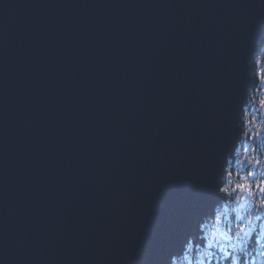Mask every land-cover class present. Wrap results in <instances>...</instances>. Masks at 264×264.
<instances>
[{
    "label": "water",
    "instance_id": "1",
    "mask_svg": "<svg viewBox=\"0 0 264 264\" xmlns=\"http://www.w3.org/2000/svg\"><path fill=\"white\" fill-rule=\"evenodd\" d=\"M264 0H0V264H168L221 201Z\"/></svg>",
    "mask_w": 264,
    "mask_h": 264
},
{
    "label": "flooded vegetation",
    "instance_id": "2",
    "mask_svg": "<svg viewBox=\"0 0 264 264\" xmlns=\"http://www.w3.org/2000/svg\"><path fill=\"white\" fill-rule=\"evenodd\" d=\"M261 47L262 45H257L256 57ZM251 81L248 91H253L255 88L258 90V82L253 76V66L251 70ZM261 105H263V108ZM251 109H254V114L256 115V119H254L252 124L254 125L253 129L258 132L257 134H255L256 132L251 134V131H246L247 127H249H246L247 123L249 124L253 120L250 119V116L254 114L248 115L247 121L245 122L243 118L244 123H242L243 114ZM238 125L240 127V133L237 136L234 152L228 154L224 161L223 177L217 187V191L221 195V201L201 220L198 233H192L190 237L192 235L195 237L200 236L203 227L207 223H229L227 221L229 207H232V205L233 207L238 206L240 199H242L243 204L239 208H243L246 205V209H252L250 214L252 219L249 226L254 230L253 232L247 230L244 235L239 237L235 233H227L231 242H234L232 243L234 247L209 250L206 254L205 264H223L224 262H227V264H241L243 260L249 259L248 256L251 255L249 251L247 255V251L241 249L245 241L250 246L257 239L264 238V233L254 232L257 225H263L264 223V205L261 204V201H264V193H261L257 187L258 185L264 186V101H259L256 97L252 98L250 106L245 102L240 113ZM246 147L251 149L250 153L245 152ZM246 156H248L247 160ZM240 157L241 161L239 160ZM249 173H253V175L249 176ZM240 184L250 185V188L247 190L249 193L246 197L243 196L241 189L237 188V185ZM222 189L226 191H221Z\"/></svg>",
    "mask_w": 264,
    "mask_h": 264
},
{
    "label": "trees",
    "instance_id": "3",
    "mask_svg": "<svg viewBox=\"0 0 264 264\" xmlns=\"http://www.w3.org/2000/svg\"><path fill=\"white\" fill-rule=\"evenodd\" d=\"M263 43H264V36L262 40L259 42V44L262 45ZM255 58H256V55L251 60V65L253 66V76L257 80V72L255 71ZM256 91H257L256 88L253 91L252 90L248 91V97H247L246 103H248L249 106H250V101L252 100V98H255L254 96L257 94ZM244 117H245V114H243L242 116V123L245 122V121L243 122ZM251 211L252 209H244V208L238 209L237 206L232 207L229 210V214L227 218V221L229 223L224 224L225 222H220L218 224L217 231L219 232V229L222 228L223 233H226V234L235 233L234 231L230 232L228 229L229 228L234 229L236 224L243 222L246 219V217L250 216ZM205 226L203 227L200 236L195 237L192 235L190 239L186 241L183 252L181 254L175 255L169 261L168 264H205V259H206L205 254H207L205 253V251H207L210 248V246L208 247V242L204 239V234L202 233ZM248 227H247V230L250 232H253L254 229L252 230L251 226L249 225ZM256 227L257 228L254 232L264 233V223L263 225H257ZM262 243H264V238L257 239L256 242L250 246H248L245 241L241 249L244 251H247L246 253L247 255L249 251L251 255L248 256L249 259L243 260L241 264H264V256H261V251H264V249H261L260 247ZM220 248H223V247L221 245V238H218L217 241H215V243L212 245L211 249H220ZM200 255H203V256H200ZM223 264H227V262H224Z\"/></svg>",
    "mask_w": 264,
    "mask_h": 264
},
{
    "label": "rangeland",
    "instance_id": "4",
    "mask_svg": "<svg viewBox=\"0 0 264 264\" xmlns=\"http://www.w3.org/2000/svg\"><path fill=\"white\" fill-rule=\"evenodd\" d=\"M255 71L257 72V82H258L259 88L256 91L257 94L254 97L255 98L257 97L259 101H261V100L264 101V79L261 78V76L264 75V43L262 44V47L260 48L259 53L257 54V57L255 58ZM261 106L263 108V105H261ZM244 114H245L244 121H247L248 115L254 114V109H251L247 113H244ZM250 119H253V120H251V122H250L251 124L247 123L246 127L247 126H249V127H247L246 131L247 132L251 131V134H254L256 132V130L253 129L254 125L252 124V122L254 121V119H256V115L254 114V115L250 116ZM257 131H259V130H257ZM257 133L258 132H256L255 134H257ZM245 152L250 153L251 149L249 147H246ZM247 159H248V156H246V160ZM239 160L241 161V157L239 158ZM241 191L243 192L244 197H246L247 194L249 193V191H245L242 189H241ZM233 203H235V202H233ZM242 204H243V201H242V199H240V203H238V206H237L238 209L240 206H242ZM232 207H233V205H232ZM232 207H229V208L231 209ZM243 208L246 209L247 208L246 205ZM218 224L219 223H217V222L207 223L206 224L207 226H205V228L202 232L204 234V239L208 242V247L210 246V248L207 251H205V253H208L209 250H216V249H211V247L215 243V241H217L218 238H221V245H222L223 249L228 248V247H234V245H232V243H234V242H231L230 238L227 236V234L222 232V228L219 229V232L217 231ZM248 228H250V227H248ZM204 232H206V233H204ZM237 245H239V244L237 243ZM220 249H222V248H220ZM200 256H203V255H200Z\"/></svg>",
    "mask_w": 264,
    "mask_h": 264
},
{
    "label": "snow or ice",
    "instance_id": "5",
    "mask_svg": "<svg viewBox=\"0 0 264 264\" xmlns=\"http://www.w3.org/2000/svg\"><path fill=\"white\" fill-rule=\"evenodd\" d=\"M262 79H264V75L261 76ZM249 176H252L253 173H249ZM259 188V191L261 193H264V186H257ZM237 188L247 191L250 188V185H244L240 184L237 185ZM221 191H226L225 189H222ZM261 204L264 205V201H261ZM251 216H248L243 222L238 223L235 225V228H229L228 230L230 232L234 231L236 236H242L246 233L248 225L251 223ZM261 249H264V243L260 245ZM261 256H264V251H261Z\"/></svg>",
    "mask_w": 264,
    "mask_h": 264
}]
</instances>
